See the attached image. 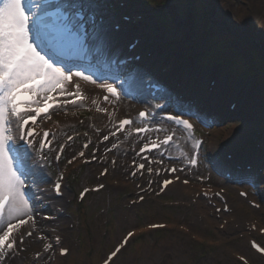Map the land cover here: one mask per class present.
<instances>
[{
	"label": "rangeland",
	"instance_id": "rangeland-1",
	"mask_svg": "<svg viewBox=\"0 0 264 264\" xmlns=\"http://www.w3.org/2000/svg\"><path fill=\"white\" fill-rule=\"evenodd\" d=\"M194 1L153 0L156 5L149 9V7L143 6L140 0H132L134 8L142 10L146 15L150 16V19L144 24L145 27L137 31V34L140 35L147 32L154 34L150 29H153L154 32L159 30V34L163 39L166 40L167 38L172 45L174 41H177L173 46L168 44V48L165 50L163 43L157 42L154 44L156 48L161 50V52L154 50L156 54L158 56L162 55L165 59H167L166 54L171 53L168 51H175L171 54L180 53L183 59L186 56H192L191 53H194L195 48L198 49L206 45L203 51L207 50V43L212 41L210 39L211 35L205 37L202 34L201 36L200 28L202 27L198 24L187 28L182 23L186 16L191 17L194 22H199L197 17L200 15H197L194 11H189L190 4ZM201 2H197L194 8L201 10L203 7ZM204 4L205 10L203 13L215 22L216 36H223L228 32L236 35L220 47H230L228 50L223 51L220 56L225 61L240 56L250 68H255L249 50L253 48L259 50L260 42L264 40V0H205ZM167 15L172 20L163 18V16ZM204 21L209 22L207 18H204ZM155 36L157 35L155 34ZM236 37H243L245 43L243 45L238 44ZM182 38H185L186 41L182 42L180 40ZM218 40L223 42V39L218 38ZM142 49L147 55L149 50ZM196 59L194 58L186 63L189 65L195 62ZM156 60L158 62L163 61L162 59ZM178 60H180L179 57ZM177 69L178 67L176 66L172 72L174 73ZM198 69L195 63L193 70L198 73ZM219 70L224 82V90L229 91L228 88L234 89V91L232 90L234 96L230 95L232 99L244 95V92H249L248 107L251 110L229 112L231 116L229 117L226 114L215 131L211 130L209 134L207 132L199 133V135H203L208 139L204 145L205 154L201 165L202 172L209 184L222 183V180L218 178V168H222L225 155L238 150V146L242 145V142H249V139H246L247 137H252V140H256L253 131L256 132L257 130H253V128L258 127L260 123H263L264 127V98L260 94H254L255 92H253L255 88L260 92V88L257 87L258 83L253 81L252 78H248V76L238 78V75H233L229 67H220ZM206 72L208 76L214 74L208 72V69H206ZM134 73L137 72L135 71ZM142 74V72L138 75L134 74V82L130 81L132 83L130 84L129 82L128 86H134L136 89L140 88L141 79L143 78ZM208 76L205 78L207 79ZM233 82L239 84V87L229 84ZM119 83L122 85L125 82L123 83L121 80ZM228 84L230 87H227ZM139 85L140 87H138ZM199 89L204 94L206 93L205 86H201ZM257 111L258 113H256ZM126 112L129 111L126 110ZM258 115L260 117H257ZM262 132H264V129L259 133ZM190 141L192 142L191 139ZM248 144L251 146V142ZM76 145H73V147L75 148ZM216 154L218 158L214 160ZM28 164L31 167L35 165L37 170L34 158H31ZM100 164L96 163L90 167L78 169L73 174H77L75 183L69 186L71 182L70 175L64 187L65 196L63 199H55L52 196L50 189L52 183L47 182L43 191L47 193L46 198L52 199L53 203L51 202L50 204L37 197V193L33 191V182L32 180L29 181L32 183V187L27 189L30 201L28 213L37 220L33 225H38V237H43V240L41 242L32 241L24 258L20 260L13 259L11 264H99L103 256L112 250L114 244L128 230L160 221L185 225L190 228L193 234L200 236L204 242L202 244L198 242L196 244L192 243L188 236L176 230L144 232L143 235L138 236L137 239L139 240L132 241L128 248L112 264H181L179 262L185 261L184 258H188L186 254L204 250L209 253L206 259L204 256L195 257V260H191L188 264H239L229 255L231 252L248 256L253 264H264V261L254 258L248 252L247 236L245 239L238 238V236L245 234L246 221L259 219L264 225V170L260 174L254 175L251 186L252 196H256L263 204L261 211H252L235 194L230 193L229 195L230 205L242 207L243 211L241 210V214L247 217V220H244L245 217L238 219L233 213L227 215H223L221 212L218 214L212 213V210L204 203L197 202L193 204L190 198L186 197L178 188L166 192L155 201H146L141 205L130 207L128 198L135 190L129 189H135L134 185L126 186V189L112 187L106 188L103 192L96 195H87L81 205H76L74 199L82 187L96 184L94 177L104 167L105 162H102L103 166L101 167L98 166ZM58 170L59 167L50 163L49 167L41 171L43 179L47 180L46 175L48 178L54 177ZM122 171L123 168H120L114 173ZM114 173L110 174L104 182L109 183L108 181L114 178ZM86 174H90V179L87 178ZM117 174L121 175L120 173ZM121 176L124 179V176ZM181 200L187 202L191 207H177L174 209V207L165 206L168 201ZM58 207L62 208L64 212L62 216L56 211ZM200 213L206 216V221L200 218ZM223 220L227 224L220 229ZM70 226L73 227L70 228ZM53 235L61 237L62 247L70 250L71 255L67 259H61L57 256V246L51 242ZM258 240L264 244V237ZM47 244H51L52 247L45 251V245ZM39 252H43L45 256L35 261L33 255ZM189 256L192 257L193 255Z\"/></svg>",
	"mask_w": 264,
	"mask_h": 264
},
{
	"label": "snow or ice",
	"instance_id": "snow-or-ice-1",
	"mask_svg": "<svg viewBox=\"0 0 264 264\" xmlns=\"http://www.w3.org/2000/svg\"><path fill=\"white\" fill-rule=\"evenodd\" d=\"M107 7L109 5L106 0H0V223L3 222L6 212L9 218V223L0 234V261L5 257V249L11 252L16 247L13 233L18 231L20 225L33 220V216L28 213L30 201L27 189L32 187V183L29 181L32 180L34 183L33 178L38 173L28 164L31 159L28 149L35 148L36 138L39 137V151L43 158V150L52 143L49 140L48 130H37V118L42 113L46 114L53 107V104L49 103L50 100H54L52 93L72 97V99L63 101L65 105L75 106L78 102L86 99L78 84L75 85L74 92L66 90L65 85L71 82L73 77H79L89 83H96V80L91 75L85 74L86 69L83 66H80L77 71H73L71 66L66 67L65 57L68 51L85 44L89 39H104L106 37L104 9ZM122 18L129 19L127 15ZM182 23L187 28L194 24L208 30H211L212 27L211 22L199 24L187 16ZM115 27L118 28L119 25ZM235 39L240 45L245 43L243 37ZM259 54L262 66H264V40L260 42ZM100 86L112 97L120 98L121 94L113 84L102 83ZM108 99V96L104 97L105 101ZM92 103L96 104V101L94 100ZM96 111L105 112L106 109L97 106ZM138 116L147 124L148 114L145 111L139 112ZM10 117L14 118L19 130L18 139L12 135ZM191 118L189 116V119ZM46 119H51V117L46 116ZM165 119L174 123L176 129L181 126L185 131L192 129L189 119H182V114L179 112L168 115ZM30 122L32 126L26 127ZM133 123L134 121L130 119L120 120L116 131L123 132L125 126ZM150 130V127L135 129L138 134ZM156 131H161V129H156ZM111 135L115 136L116 132H112ZM173 136L174 133L167 135L159 142L150 141L140 149V152H151L154 149L160 150L162 147H169ZM108 138V136H104V140H108ZM68 139L71 140L72 137L69 136ZM18 140L23 141L24 146L18 147ZM200 143V141H196L193 147L198 149ZM84 147L87 148L88 145L85 144ZM62 150L63 145H61ZM79 155L83 156L84 153L81 152ZM163 158L164 153L161 152L160 163H163ZM145 159L148 158L145 157ZM151 162L149 160V163ZM68 163L71 164L72 160H69ZM188 164L196 167L198 154H192L188 158ZM138 167L143 169L145 165L140 164ZM183 170V168L175 167L167 169L170 174ZM148 171L151 173V169ZM106 172L107 169L101 174ZM157 175H159V171ZM40 180L42 181L43 177H40ZM172 182V180L163 181L161 191ZM184 183L187 184L188 181L185 180ZM54 188L56 194L60 195L61 185L57 183ZM84 191L87 192L88 189ZM83 196L82 192L81 199ZM13 218H15L14 222ZM152 227L158 226L153 225ZM26 235L31 236L32 232L29 231ZM132 235L133 233H128V237ZM56 239L59 241V237ZM126 242L127 237L125 238ZM19 243H24L23 236L20 237ZM51 247V244H47L44 250L48 251ZM253 247L259 252H264V248L258 247L255 243H253ZM19 250L23 251V249ZM66 251V249H62L60 254L64 255ZM119 251L120 249L117 248L116 252ZM115 254L114 252L112 255ZM36 256L39 257L40 253H37Z\"/></svg>",
	"mask_w": 264,
	"mask_h": 264
},
{
	"label": "bare ground",
	"instance_id": "bare-ground-1",
	"mask_svg": "<svg viewBox=\"0 0 264 264\" xmlns=\"http://www.w3.org/2000/svg\"><path fill=\"white\" fill-rule=\"evenodd\" d=\"M119 41H121V40H119ZM110 45H111V43H110ZM144 61V60H143ZM105 68V67H104ZM105 69H107V68H105ZM106 72H111L110 71V69L108 68V70L106 71ZM80 83L83 85V89H84V92H85V94L89 97V98H91V99H93V100H96V99H98L100 96H101V93H102V91H103V87H101L100 85L102 84V83H89V82H86V81H80ZM217 89H219L218 88V86L217 85H215V90H214V92H216V94H217ZM191 91V90H190ZM121 92H122V98L120 99L121 101H120V104L118 103V105L116 106H113L111 103H109V104H106V105H104L103 107H104V109H106V111H105V114H106V118L108 117V116H110V114H112V115H118V116H124L123 114H124V110H128L129 109V111H131V113H133L132 112V110H133V108H135V106H137L138 105V103H133V102H130V101H145V98H144V94H140V92H138V95L135 93V91L134 90H132V89H130V87L129 86H125V85H122V90H121ZM192 93H193V91H191ZM132 95V96H131ZM132 97V98H131ZM200 101L201 100H198V102L196 103L197 105L200 103ZM221 101H220V99H218V101H217V104L218 105H220L221 106ZM209 105H210V103H208ZM213 104H211V106H212ZM209 107V106H208ZM221 109V108H220ZM105 118V121H104V123L103 124H106L107 123V119ZM184 138H182V149L184 150V152H186V150H187V148L188 147H190V145H191V142L188 140V139H184ZM32 168H35L34 166L32 167ZM37 171V170H36ZM40 171V170H39ZM37 173H38V175L36 176V177H34L35 179H34V183H33V191L34 192H36L37 193V197L38 198H40L41 200H43V201H45V202H48L49 204L52 202L49 198H46L47 197V193L45 192V191H43V188L45 187V185H46V183H47V181L46 180H40V177H42V174L40 173V172H38L37 171ZM39 176V177H38ZM86 176H87V178L88 179H90V174H86ZM175 188H177V186L175 185V184H173L170 188H168L167 190H166V192H168V191H170V190H173V189H175ZM53 203V202H52ZM238 210H240L241 209V207L239 206V207H236ZM237 209H235V214H236V217L238 218V219H242V218H244L245 217V215H242L241 214V210L240 211H238ZM28 212H29V210H28ZM30 214V213H29ZM238 214H239V216H238ZM8 216V215H7ZM8 218V217H7ZM15 218H13V220H14ZM6 220H8V219H6ZM14 222V221H13ZM132 239L133 238H131L130 240H129V242H128V244L126 245V247L125 248H127L128 246H129V244L132 242ZM125 249H123L122 251H121V253L124 251ZM121 253H119L118 254V256L121 254ZM69 255V254H68ZM117 256V257H118ZM117 257L113 260V261H115L116 259H117ZM113 263V262H112ZM111 263V264H112Z\"/></svg>",
	"mask_w": 264,
	"mask_h": 264
},
{
	"label": "trees",
	"instance_id": "trees-1",
	"mask_svg": "<svg viewBox=\"0 0 264 264\" xmlns=\"http://www.w3.org/2000/svg\"><path fill=\"white\" fill-rule=\"evenodd\" d=\"M261 80H264V75H262V78H261Z\"/></svg>",
	"mask_w": 264,
	"mask_h": 264
}]
</instances>
